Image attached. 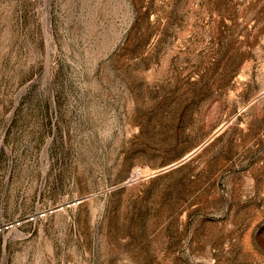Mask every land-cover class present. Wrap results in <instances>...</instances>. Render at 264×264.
<instances>
[{"label":"rangeland","instance_id":"1","mask_svg":"<svg viewBox=\"0 0 264 264\" xmlns=\"http://www.w3.org/2000/svg\"><path fill=\"white\" fill-rule=\"evenodd\" d=\"M0 264H264V0H0Z\"/></svg>","mask_w":264,"mask_h":264}]
</instances>
